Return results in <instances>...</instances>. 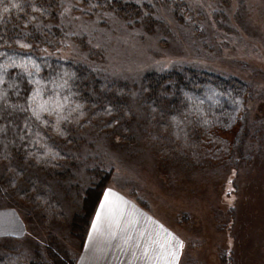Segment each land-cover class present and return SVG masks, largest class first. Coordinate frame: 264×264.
<instances>
[{
  "label": "rangeland",
  "instance_id": "obj_1",
  "mask_svg": "<svg viewBox=\"0 0 264 264\" xmlns=\"http://www.w3.org/2000/svg\"><path fill=\"white\" fill-rule=\"evenodd\" d=\"M107 1L109 7L94 0L85 6L61 0L52 17L38 13L35 23L42 40L19 46L35 59H57L69 71L84 66L101 90L126 97L131 111L125 118L132 128L122 130L123 121L111 108L87 112L90 106L75 97L71 85L56 88L60 98L68 97L62 113L67 118L57 122L56 115L44 113L48 123L43 126L66 125L80 140L67 144L77 156L78 169L67 172V178L46 179L56 187L65 212V224L55 234L60 253L79 259V233L70 232L69 225L75 220L81 226L89 219L82 206L87 190L97 189L98 180L90 172L97 170L108 174L105 191L119 190L182 237L179 264H264V0ZM115 2L132 6L133 14L121 15ZM170 70L213 73L243 86L235 125L211 137L213 143L204 138L188 166L162 144L161 135L169 132L153 129L141 102L145 78ZM41 88L48 99L53 90L48 80ZM87 90L96 92V86L87 83ZM162 91L169 92L166 87ZM169 118L178 123L181 116ZM59 134L55 127L52 136ZM76 185L81 194L68 196L66 189ZM7 197L0 178V259L30 264L39 251L50 262L52 237L27 217L25 236V200Z\"/></svg>",
  "mask_w": 264,
  "mask_h": 264
},
{
  "label": "trees",
  "instance_id": "obj_2",
  "mask_svg": "<svg viewBox=\"0 0 264 264\" xmlns=\"http://www.w3.org/2000/svg\"><path fill=\"white\" fill-rule=\"evenodd\" d=\"M76 1L84 6L90 2V0ZM60 2L61 0H0V52H6L8 56H13L17 60L21 58L34 60L40 67L38 75L44 82L42 86L48 80V84L54 88L52 80L56 84H61L60 78L63 77L68 82L66 87L72 86L75 97L84 105L90 106L85 109L87 112L93 111V107L104 112L105 107H109L119 115L117 116L120 117V121H123L122 130H130L132 121L125 118V114L131 113L126 97L101 90L97 80L95 82L93 75L84 66H69L71 69L69 71L68 66L57 59L40 56L39 59H35V55L22 53L19 49L24 41L42 40L40 24L35 23L38 13L42 12L44 18L52 17L53 11ZM94 2H97L98 6L109 7L107 0H94ZM14 3L19 4L20 7H10ZM115 4L118 8L117 12L121 15L133 14L132 6L122 5L120 2ZM5 6L10 8L7 13L3 11ZM45 33L49 34V30ZM18 41L20 43L17 47ZM6 59L7 57L0 56V63ZM18 71L15 68L8 69L6 79H15L18 88L8 90L7 104L0 102V128L5 129L0 131V178L7 188V199L25 200L22 203L26 211V216L22 219L23 224L26 223L27 218H33V221L39 223L38 225H41V228L52 237V244L48 248L50 262L45 261L41 252L36 251V257L30 264H76L78 256L73 258L67 252L60 253L56 244L55 234L58 227L65 224V212L57 198L56 187L46 179L48 176L67 178V172L78 169L79 163L75 162L77 156L67 144L68 140L73 143L80 140L76 135L77 131L73 128L66 125L55 126L52 123L44 127L43 123L31 117L29 112L12 107L15 104H23L26 97L31 94L33 86H37L30 84L25 76L18 75ZM72 77L73 79L69 80ZM87 83L94 84L96 92H88ZM164 87L169 92L161 94ZM145 88L147 92L141 95V102L147 107L152 127L161 134L163 129L169 132L168 136L160 134L162 144L165 143L169 147L177 162L183 166H188L191 159L197 158L199 151L196 148L199 145L204 146L202 144L204 138H207L206 142L213 143L211 137L216 138L219 133L228 132L235 125L236 114L240 113L242 108L239 107V102L243 100L241 82L225 79L213 73L170 70L163 74H150L145 78ZM60 89L63 90L64 87H57V90ZM17 91L19 95H16ZM174 114L178 116L177 119L181 116L178 123L169 118ZM152 118L157 120L153 122ZM102 121L101 123L106 122L103 119ZM54 126L62 132L56 138L52 136ZM187 141L189 144L183 145ZM68 160L71 162H67ZM90 172L93 178L98 180V184L94 185L97 189L90 188L85 194L82 208L89 213V219L82 221L81 226L80 221L75 220L69 225L70 232L72 230L74 234L79 233L78 241L82 244L80 251L83 249L97 205L107 189V184L105 186L104 184L108 180V174L97 170ZM66 194L68 196L74 194L77 197L81 194L80 186L66 189ZM91 197L94 200L91 208H88ZM26 224H24L25 236L28 234ZM5 261L0 259V264L6 263Z\"/></svg>",
  "mask_w": 264,
  "mask_h": 264
},
{
  "label": "crops",
  "instance_id": "obj_3",
  "mask_svg": "<svg viewBox=\"0 0 264 264\" xmlns=\"http://www.w3.org/2000/svg\"><path fill=\"white\" fill-rule=\"evenodd\" d=\"M111 192L113 195L109 196L105 208L100 207L104 203V195L98 204L77 264H150L141 254L150 237L165 244L171 241L173 245V238H177L184 247L182 237L164 222L119 190L111 189ZM129 236L132 239L126 243ZM137 242L140 248L136 247ZM182 254L183 248L176 264L180 263Z\"/></svg>",
  "mask_w": 264,
  "mask_h": 264
},
{
  "label": "snow or ice",
  "instance_id": "obj_4",
  "mask_svg": "<svg viewBox=\"0 0 264 264\" xmlns=\"http://www.w3.org/2000/svg\"><path fill=\"white\" fill-rule=\"evenodd\" d=\"M96 7L97 5H92ZM10 7L19 8V4H12ZM35 9V6H33ZM10 10L8 6H5L3 11L7 13ZM67 11V9L65 10ZM17 43H20L19 41ZM21 47L28 48L30 45L21 44ZM0 56L7 57V59L0 63V102L7 104L8 103V90L13 88H18L17 82L15 79L8 80V69L15 68L18 69V75L25 76L28 79V82L33 85H42L44 82L39 78L40 67L39 65L31 59L21 58L20 60L15 59L13 56H8L6 52H0ZM62 83L56 84L55 81H52L54 88L51 95L48 99L44 98V91L41 87H34L31 94L26 97L23 104H15L12 107L19 109L20 111L29 112L31 117H34L36 120L41 121L44 124H47V120L43 119V114L47 113L48 115H56L57 122L60 119H66L67 117L62 116V113L65 109V104L68 101V97L65 96L60 98L59 93L56 92L57 87H64L67 85V80L63 77L60 78ZM7 85V87H5ZM16 95H19V91L16 92ZM202 103V102H201ZM79 107V106H78ZM27 127V125H25ZM0 131H5V129L0 128ZM113 195L111 189L104 193V203L100 205L101 209L105 208L106 204L109 202V196ZM97 219H99V213H97ZM94 229L96 225L92 226ZM162 227V226H161ZM143 236V234H141ZM171 237V233H168ZM132 237L129 236L126 240L131 241ZM175 244L173 245L171 241L165 243H160L158 239L149 238V243L145 244L142 249V256L150 262V264H176L180 251L183 248V242L179 241L177 238H173ZM136 247L140 248V243H136ZM151 253V255H150ZM135 256V253L133 254Z\"/></svg>",
  "mask_w": 264,
  "mask_h": 264
}]
</instances>
